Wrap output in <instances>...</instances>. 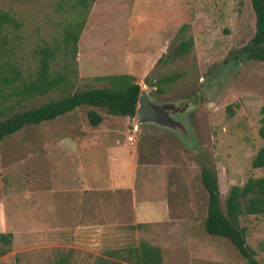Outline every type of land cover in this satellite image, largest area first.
<instances>
[{
	"label": "rangeland",
	"instance_id": "374dc122",
	"mask_svg": "<svg viewBox=\"0 0 264 264\" xmlns=\"http://www.w3.org/2000/svg\"><path fill=\"white\" fill-rule=\"evenodd\" d=\"M0 11L20 24L8 46L29 74L34 51L61 37L64 19L50 0H0ZM253 32L249 0H95L77 40L73 89L129 75L148 99L181 109L178 123L139 124L130 144L133 118L97 109L102 121L92 128L82 107L0 141V233L11 234L0 264H134L141 242L158 248L160 264H247L204 232L199 168H212L221 204L231 186L264 178L250 166L264 107V63L243 52ZM179 35L192 47L167 60ZM173 72L183 76L156 92V79ZM239 227L264 264V216H242Z\"/></svg>",
	"mask_w": 264,
	"mask_h": 264
},
{
	"label": "trees",
	"instance_id": "16d2710c",
	"mask_svg": "<svg viewBox=\"0 0 264 264\" xmlns=\"http://www.w3.org/2000/svg\"><path fill=\"white\" fill-rule=\"evenodd\" d=\"M50 1L54 12L60 13L64 19L61 37L51 45L42 43L34 51L37 66L29 74L23 73L19 64L11 59L13 52L8 46V31L19 29L20 24L9 13L0 11V141L24 127L57 121L82 107L88 108L85 117L92 128L102 121L97 109L105 110L109 116L133 118L140 88L129 75L97 77L95 80L105 83L103 87L73 89L77 40L95 0ZM249 1L254 14V32L243 52L248 58L264 63V0ZM178 39L179 42L166 55L167 60L189 53L191 38L179 35ZM54 63L55 67H52ZM182 76L177 72L166 74L156 79L152 86L156 87V92H162ZM54 95L58 98L52 97ZM44 96L47 97L46 102L32 106L36 98ZM227 111L230 112L229 108ZM259 115L257 134L263 145L251 159L252 169L264 168V107L260 108ZM95 179L92 182L95 183ZM199 180L206 193L204 232L210 237L227 240L247 264H257L253 251L245 243L239 218L264 216V178H248L242 185L231 186L222 204L211 167L200 166ZM10 238V233H0V243L8 244ZM133 255L134 264L161 262L158 248L145 242L139 243Z\"/></svg>",
	"mask_w": 264,
	"mask_h": 264
},
{
	"label": "flooded vegetation",
	"instance_id": "af4514ba",
	"mask_svg": "<svg viewBox=\"0 0 264 264\" xmlns=\"http://www.w3.org/2000/svg\"><path fill=\"white\" fill-rule=\"evenodd\" d=\"M148 99V97H147ZM148 104L153 110L158 114L156 118V122L144 121L143 123H151L156 126L172 128L174 124L178 123L176 119H174V115L177 111L181 109L177 108L175 104L168 103H155L152 100L148 99ZM142 124V123H141Z\"/></svg>",
	"mask_w": 264,
	"mask_h": 264
},
{
	"label": "water",
	"instance_id": "95a60500",
	"mask_svg": "<svg viewBox=\"0 0 264 264\" xmlns=\"http://www.w3.org/2000/svg\"><path fill=\"white\" fill-rule=\"evenodd\" d=\"M157 113L148 104L147 94L140 90L133 115V121L138 125L144 121L156 122Z\"/></svg>",
	"mask_w": 264,
	"mask_h": 264
},
{
	"label": "built area",
	"instance_id": "2783aa9c",
	"mask_svg": "<svg viewBox=\"0 0 264 264\" xmlns=\"http://www.w3.org/2000/svg\"><path fill=\"white\" fill-rule=\"evenodd\" d=\"M137 128H138V124L133 121L132 124L127 129L126 141L129 142L130 144L133 143V137L137 132Z\"/></svg>",
	"mask_w": 264,
	"mask_h": 264
},
{
	"label": "crops",
	"instance_id": "0c3cea01",
	"mask_svg": "<svg viewBox=\"0 0 264 264\" xmlns=\"http://www.w3.org/2000/svg\"><path fill=\"white\" fill-rule=\"evenodd\" d=\"M126 162H124L123 160H121V165L124 166ZM93 180V179H92Z\"/></svg>",
	"mask_w": 264,
	"mask_h": 264
}]
</instances>
